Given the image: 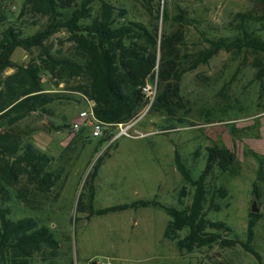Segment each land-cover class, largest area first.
Returning <instances> with one entry per match:
<instances>
[{
    "label": "rangeland",
    "instance_id": "rangeland-1",
    "mask_svg": "<svg viewBox=\"0 0 264 264\" xmlns=\"http://www.w3.org/2000/svg\"><path fill=\"white\" fill-rule=\"evenodd\" d=\"M114 7V20L135 21L146 26L158 25L159 31L171 33L183 29L179 51L184 60L209 47L207 39L232 37L241 19L264 34V13L256 0H106ZM101 0L89 5L92 16L101 11ZM159 8V16L157 10ZM26 0H0V38L7 27L20 29L29 36L47 27V17L35 12ZM124 12L119 16V12ZM167 11L168 19H162ZM184 11L188 24L179 27L173 17ZM259 23H258V22ZM51 54L73 57L75 44L63 28L54 27L45 42ZM40 47L29 51L17 47L11 60L27 65L38 64ZM14 72L7 69L2 77ZM264 53L220 50L207 63L186 71L179 83V98L170 110L142 108L135 128L148 132L143 137L119 136L106 142L94 138L83 126L77 131L70 125L81 109L91 101L81 90L85 81L79 77L54 78L40 68L44 93L56 95L46 110H37L20 119L15 132L22 140L55 156L51 169L59 175L55 185L40 192L23 177L9 188L10 217H31L52 233L56 244H42L29 264H264V175L258 181L259 198L252 185L260 163L264 173ZM159 85H156V94ZM94 105V104H93ZM59 125L55 130L53 125ZM109 130V128H108ZM228 149L235 160L226 170L216 167L210 182L226 193L217 198L218 211L208 216L224 221L231 236L247 242L254 253L237 244L224 247L212 244L180 251L173 240L163 236L169 216L157 207L126 209L104 215L89 212L88 184L97 158L101 163L91 178L96 209L138 199H157L167 206L188 204L191 189L174 164V151L191 176L196 178L205 165L208 148ZM83 191L81 211L77 201ZM261 217L256 222L251 241L247 223L252 202ZM186 230L178 233L181 237ZM257 255V256H256Z\"/></svg>",
    "mask_w": 264,
    "mask_h": 264
},
{
    "label": "trees",
    "instance_id": "trees-1",
    "mask_svg": "<svg viewBox=\"0 0 264 264\" xmlns=\"http://www.w3.org/2000/svg\"><path fill=\"white\" fill-rule=\"evenodd\" d=\"M26 1L36 8L35 12L41 13L50 22L42 31L38 30L29 36H23L20 29L7 27L0 38V264H29L30 258L42 244H56L47 227L39 225L31 217L11 218L8 206L11 199L9 188L19 185L23 177L40 192L49 191L59 178L51 169L55 156L39 150L30 139L22 140L15 132L20 119L37 110H46V105L56 98V95L42 91L40 68L58 80L68 76L85 81L81 90L93 101L94 115L110 124L109 130L99 138L100 142H106L114 135L116 124L132 120L147 105L141 87L155 76L159 93L151 107L169 111L172 101L179 98L182 75L199 64L207 63L220 50L264 53V34L258 33L255 27L246 24L243 19L236 26L235 35L207 39L209 47L184 60L179 51L184 40L181 28L167 33L160 32L157 24L150 27L135 21L116 22L114 7L106 0H101V11L95 16H92L88 7L93 0ZM256 1L264 13V0ZM159 13L158 8V16ZM118 14L123 16L124 12ZM162 14V19L167 20V11H162ZM173 22L181 27L189 21L185 12L181 11L173 17ZM54 27L63 28L75 44L77 54L73 57H59L50 53L45 42ZM17 47L26 51L40 47V63L35 60L27 65L13 62L11 55ZM9 68H13L14 72L2 77ZM261 81L264 89V79ZM53 128L61 129L57 124ZM234 160V155L228 149L210 147L204 168L194 178L175 150L174 164L185 182L180 194L185 193L187 185L191 189L188 204L167 206L153 198L96 209L92 203L94 188L89 182L97 174L101 163V158H97L91 178H86L84 184V189L87 184L89 187V212L92 215H104L129 208L157 207L169 216L163 236L173 240L180 251L191 252L194 248L212 244L224 247L241 244L247 251L254 253L248 241L241 243L231 236L232 229L224 221L208 216L210 211L219 210L216 200L226 193L222 186L209 181L213 171L216 167L226 170ZM263 175L260 163L257 179L252 185L255 199L259 198L258 181L263 180ZM82 197L83 191L77 201V211H81ZM260 217V212H249V241ZM182 230H186V233L180 237L178 233Z\"/></svg>",
    "mask_w": 264,
    "mask_h": 264
},
{
    "label": "built area",
    "instance_id": "built-area-1",
    "mask_svg": "<svg viewBox=\"0 0 264 264\" xmlns=\"http://www.w3.org/2000/svg\"><path fill=\"white\" fill-rule=\"evenodd\" d=\"M156 84H157V78L155 76L153 80L147 81L141 87L142 93L144 94V97L148 101L147 105L144 107L146 108L145 110H148L151 107V104L155 99ZM142 116L143 115L140 114L126 123L116 124L115 128L117 130V133L113 136L112 139H116L119 136L137 138L149 134L148 132H143L135 128L136 123L139 122ZM83 126L87 127L90 130V134L92 137L100 138L104 135V132L108 130L110 124H106L96 118V116L93 113V102H91L89 107H87V109L79 111L76 119L73 120L70 125L71 129L74 131L79 130ZM97 264H103V263L97 261Z\"/></svg>",
    "mask_w": 264,
    "mask_h": 264
},
{
    "label": "water",
    "instance_id": "water-1",
    "mask_svg": "<svg viewBox=\"0 0 264 264\" xmlns=\"http://www.w3.org/2000/svg\"><path fill=\"white\" fill-rule=\"evenodd\" d=\"M250 212H252V213H258L259 212V208L256 206V201L252 202Z\"/></svg>",
    "mask_w": 264,
    "mask_h": 264
},
{
    "label": "crops",
    "instance_id": "crops-1",
    "mask_svg": "<svg viewBox=\"0 0 264 264\" xmlns=\"http://www.w3.org/2000/svg\"><path fill=\"white\" fill-rule=\"evenodd\" d=\"M82 110H84V109H81L80 111H82Z\"/></svg>",
    "mask_w": 264,
    "mask_h": 264
}]
</instances>
